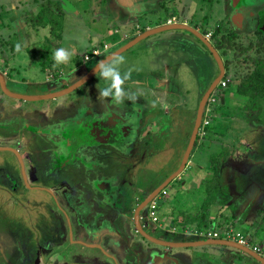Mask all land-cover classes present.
Listing matches in <instances>:
<instances>
[{
  "label": "rangeland",
  "instance_id": "1",
  "mask_svg": "<svg viewBox=\"0 0 264 264\" xmlns=\"http://www.w3.org/2000/svg\"><path fill=\"white\" fill-rule=\"evenodd\" d=\"M98 1H90L93 11L75 3L76 10L81 13L79 17L76 12L64 14L61 29L67 28L78 40V43H66L68 46H65L71 56L64 61L63 73L76 69L67 77L77 74L76 78L80 79L108 52L104 51L101 57L83 63L84 54L91 49L161 26L168 19L202 33L216 49L225 68L224 76L206 100L196 143L184 171L164 188L165 193L160 192L148 204L139 217L140 225L153 237L176 235L174 238L181 241L212 239L208 233L217 231L223 234L224 228L229 226L247 238L248 248L254 251L255 247L256 252L264 257V201L262 204L255 201L258 195L264 198V73L256 70L258 61L264 59V50L259 44L264 4L243 6L235 0H144L138 4L142 10L146 9L143 16L144 12L137 11L140 8L136 7L135 0L123 2L122 6L115 0L103 1L102 5H98ZM111 4L114 11L108 9ZM96 11L98 17L92 22ZM47 15L45 18L49 19L53 13ZM108 15L114 20L107 27H100L104 24L103 17ZM166 32L155 33L148 40L169 37L171 33H185L178 28ZM186 39L187 36L175 44L153 43L151 46L147 45L148 40H141L119 54L124 60L114 66L119 68L125 80L131 76L140 79L144 72L149 71L150 76L162 75L168 81V93L166 98H161L160 104L162 118L156 128L161 135L157 141L160 146L150 150L154 152L146 155L135 167L136 170L140 168L141 175L138 177L134 168L126 170L123 160H117V166L109 171L123 177L119 192L124 193L123 199H127L125 207L131 211L139 200L146 198L156 185L179 167L196 117L197 102L219 75V66L212 53L208 59L199 45L191 46ZM122 43L124 41L113 48ZM45 45L48 52L44 54H47L44 72H37L42 79L48 78L49 74H59V66L54 64L50 68L47 61L54 53L49 48L51 43ZM177 45L184 51L199 53L195 69L177 66L178 59L171 56L169 49ZM166 65L170 67L165 68ZM30 71L28 68L27 73ZM20 74H24L23 70ZM97 77L102 79L99 90L108 87L110 79L98 72L75 89V93L72 91L60 97V102L68 106V110L64 109L66 115L78 110L83 102L93 106ZM69 82L72 80L65 85ZM52 85L61 87L57 82ZM85 91L93 92V95H85ZM156 95L159 96L158 93ZM36 105L40 106V103ZM172 105L178 107L173 108L181 114L178 119L167 118ZM0 123V138L8 140L4 134L14 133L17 123L15 119ZM39 140L33 135L29 143L32 151L21 153L23 165L14 153L0 151V264H155L152 259L155 250L152 248L156 244L137 232L131 214L125 222L123 216L114 215L117 211L111 213L114 227L125 230L121 234L126 237L125 245L115 243L118 236L107 230L92 228L93 231H85L77 227L78 218L71 203L77 204L79 198L70 189L69 194L67 191L77 183L78 173L67 169L59 175L48 176L47 172L40 171L39 157L43 156V145ZM11 145H16L15 141ZM141 179L144 181L142 186ZM145 183L146 188H143ZM153 201L157 222L148 215ZM82 222L101 225L103 220L87 216ZM172 225L178 232L172 231ZM184 229L193 230V234L181 233ZM204 246L186 250L194 256L209 252L215 259L208 260L203 256L201 259L193 258L189 264H216L219 257L228 259L229 264H261L233 247ZM173 264L184 263L174 261Z\"/></svg>",
  "mask_w": 264,
  "mask_h": 264
},
{
  "label": "flooded vegetation",
  "instance_id": "2",
  "mask_svg": "<svg viewBox=\"0 0 264 264\" xmlns=\"http://www.w3.org/2000/svg\"><path fill=\"white\" fill-rule=\"evenodd\" d=\"M239 5L249 6L245 0H242V3H239ZM142 12H144V16L146 14V9H143ZM143 18L144 17L141 19ZM166 24L185 25L184 23L171 22V19H168ZM178 29L185 33L174 34L176 36L171 33L169 37H157V39L151 41L148 39L155 34L152 33L141 38L138 42L141 40H148V46H151L153 43L170 45L171 43L175 44V41L183 40V38L187 36L186 40L188 43H191V46H194L195 44L199 45L204 55L209 59L211 52L198 36L187 29ZM146 30H150V28ZM166 31L161 32L167 33ZM143 32L130 34V36L123 39L119 38L108 46L102 44V47H98L102 52L100 57L104 54V51L108 52L103 55L98 62L106 56L114 53ZM202 36L209 42L203 34ZM121 41H124V43L113 48ZM172 41H174V43ZM169 49L171 56L178 59V67H185L186 65L189 70L195 69V66H197L195 60L199 57V53L193 54L194 51L192 53H190V51H184L179 48V45H177L176 48L170 47ZM117 56H119V54ZM117 56H114L108 62H111ZM167 67L170 66L166 65L165 68ZM98 72L99 70L91 78L95 77ZM149 74V71L144 72L140 79L132 76L127 80L123 79V83L120 85L123 89V94L120 96L119 100H116L111 92L109 96L100 95L99 86L102 84V81H100L102 79L97 77V90L94 92V99L96 101L93 106L83 102L78 110L74 109V113L70 114L69 112L67 115L65 114V116H62V119L59 121V118L57 120L54 119L58 124L57 129L50 134H45L43 138L44 146L42 151L47 154H45V156H47L50 161L46 162V164L41 163L39 167L40 171L43 170L47 172L46 175L48 176L59 175V173L67 169H73L74 171H77L75 173H78V177L76 176L77 183H75L78 187L75 188V185H73V188L70 187L67 191L69 194L70 189L71 193L78 195L79 198L77 204L75 202L71 203V207L75 212L74 215L78 218L77 224L79 225L77 227L85 231H93L92 228L107 230L109 233L111 232L118 235V239L114 242H118L117 244L120 243L121 245L126 244V240H124L126 237L121 235L125 230L121 231L114 227L115 224H113V219L111 217L112 211H117V214H114L115 216H123L124 218L122 220L125 222L126 218L131 214L135 223V211L145 198L141 201L139 200L132 211L129 208H126L127 199L124 200V193L119 192L121 189L120 185H122L121 179H123V177H119L118 174L110 173L109 171L117 166V160H123L126 163V165H124L127 168L126 170L135 169L137 165L139 166V162H141L146 155L154 152L150 150L160 146L157 141L160 139L161 135L157 132L156 128L158 121L162 118L160 104L162 103L161 98H166V94L168 93V81L162 75L152 77ZM83 76H81L80 79ZM76 80L78 81L79 79ZM76 80L74 82H76ZM69 85L70 83L65 85V87ZM81 86H83V84ZM112 91H114V89ZM89 93L90 92L88 91L84 92L85 95ZM156 93H158L159 96H157ZM91 94L93 95V92H91L90 95ZM188 94L192 97L191 93ZM203 95L204 94L200 96L197 102V108ZM146 101H148V103ZM144 102L145 104H143ZM174 106H170V114L167 115V118L178 119L179 115H181L179 111H173L178 108H174ZM65 108L67 110L66 106ZM204 108L205 107H203V110ZM175 112L176 114H174ZM108 159H110V161H108ZM139 169L140 168L138 167L137 170H134V172L138 173V177L141 175V170ZM142 179L140 183L141 186L144 183ZM146 184L147 183L143 185V188ZM155 187H157V185ZM154 189L155 188H153L148 195ZM146 207L139 210L138 217L142 215ZM87 216L101 219L103 220V223L100 225L96 222L95 224H86L82 222V219ZM141 227L146 232V228L143 225H141Z\"/></svg>",
  "mask_w": 264,
  "mask_h": 264
},
{
  "label": "crops",
  "instance_id": "3",
  "mask_svg": "<svg viewBox=\"0 0 264 264\" xmlns=\"http://www.w3.org/2000/svg\"><path fill=\"white\" fill-rule=\"evenodd\" d=\"M90 1L93 0H0V74L3 76L9 92L23 96H42L63 89L65 87V82L67 81L72 80V82H74L78 79L76 78L77 74L70 78L67 77L69 72L72 71L73 73L76 69H70L68 72H65L67 75L64 74L63 66L65 65V62L63 61L57 63L53 55L49 56V59L47 60L48 64L50 65V68H52V65L54 64L58 65V72L63 75L60 76L58 73L56 75L49 74L48 78L45 77L42 79L37 72L41 70L43 71L44 65H46L47 54L44 55L48 52L44 47L46 46V43H51L49 48L53 51L61 47L66 48V43H78V40H75L68 29L63 28V26V29H61L60 32L61 38L56 39L52 37V25L55 23L51 20V18L54 16L55 19H58L56 25L61 27V22H64V14L67 16L69 15L68 13L76 12L75 14H77L78 17L81 15L80 11L76 10L75 3H80L82 7L85 6L87 9L89 8L93 11L94 7L91 5ZM103 1L106 0H99L98 5H102L104 3ZM131 1L133 0H115L114 2L117 5L122 6L123 2L128 3ZM143 1L144 0H135L136 7H138L139 2ZM46 2H49L55 10L53 16L49 18L48 21L44 18L46 23L43 26H32L31 19L41 11L42 5ZM109 7L111 8H108L109 10L114 11L113 4ZM138 8L140 9L137 11H142L141 7ZM97 13L98 12L96 11V13L92 15V22H94V20L98 17ZM103 20L104 24L100 27H107V25H109L114 19L108 15L103 17ZM102 29L97 30L101 32ZM97 33L98 32H96V34ZM104 44H106V46L109 45L107 43ZM17 45L20 46L19 50H17ZM97 63L98 60L93 64V66H91V68H93ZM28 68H31L29 73H27ZM22 70L24 74H20ZM23 75H26V77H22ZM54 82H57L58 85L61 84V87L57 88L55 85H52ZM72 82L69 83L71 84ZM9 83H11L10 85L12 88L9 86ZM62 96L48 99L19 98L4 92L0 85V122L15 119L17 123V128L14 130V133L11 132L10 134H4L9 138L8 140L2 141V138H0V151H10L14 153L19 162L23 165V157L21 153H28V151H32L29 149V143L31 142L33 135L38 137L40 139L39 141H41V144L43 145V138L45 134H50L57 129L58 124L57 121H55L57 120L56 117L58 116V121L62 119L64 109L66 110V103L63 104L60 102V97ZM36 103H40V106H37ZM52 103L54 104L52 105ZM66 107L68 110V106ZM1 124L2 123H0V125ZM6 134H9V136ZM5 141H15L16 145H11L12 142L11 144L2 143ZM45 154L46 153L43 152V156L41 158L39 157L40 162L44 164L50 161ZM44 157H46V159ZM25 184L29 187L27 183ZM76 187H78V185L75 184V188ZM61 191L64 190L62 189ZM255 201L262 204L264 198H262V195H258ZM240 225L243 224L241 223ZM171 227L173 228V225ZM115 236L118 235L115 234ZM174 237H176V235H169L167 238H156L169 242L197 241L188 239L181 241ZM209 245L212 247L213 244ZM209 245H205L204 247H209ZM198 247L201 246L180 247L156 244V246L152 248V250H155V257L152 259L155 264H173L174 261H183L184 264H189L193 258H200L203 256H207L206 259L208 260L209 258H211L210 260L215 259V257H212L209 252L206 253L207 255L204 252L198 254L194 249V253L198 254L197 256H194L186 250L190 248L197 249ZM215 247L219 246L215 245ZM216 261L219 264H229L227 262L228 259L221 257H219Z\"/></svg>",
  "mask_w": 264,
  "mask_h": 264
},
{
  "label": "water",
  "instance_id": "4",
  "mask_svg": "<svg viewBox=\"0 0 264 264\" xmlns=\"http://www.w3.org/2000/svg\"><path fill=\"white\" fill-rule=\"evenodd\" d=\"M245 2L247 4H249V5H254V4L255 5H263L264 4V0H245ZM174 28L187 29V30L193 32L196 36H198L205 43V45L208 47V49L210 50V52L212 53V55L214 56L215 60L218 63L219 75L215 78L213 83L205 91L204 95L201 98V101L199 102V105H198V108H197V113H196L194 127H193L192 133L190 135L187 147L185 149V152L183 154V157H182V160H181V163H180L179 167L177 168V170L175 172H173L170 176H168L159 186H157L137 207V209L135 211V224H136L137 231H138L139 234H141L147 240H149V241H151V242H153L155 244H160V245H163V246L186 247V246H201V245L213 244V245H223V246L233 247V248L241 250V251L245 252L246 254L250 255L252 258L257 260L261 264H264V257L263 256H261L260 254H258L257 252H254L253 250H251L247 246H244V245H242V244H240V243H238L236 241L225 240V239H205V240H197V241H192V242H169V241H163V240L157 239L155 237H152L151 235L146 233L142 229V227H141V225L139 223V217H138L139 210L144 208V207H146L164 188L167 187V185L172 180H174L176 177H178L184 171V169L186 167V164H187V161H188V158L190 156V153H191V151H192V149L194 147L195 141H196V136H197L200 124H201L202 111H203L204 104H205L206 100L208 99L209 95L211 94L212 90L220 82V80L222 79V77L224 76V73H225V68H224L223 62L221 61L216 49L196 29H194V28H192L190 26H187V25H182V24H166V25L159 26V27H156V28H153V29H150V30H146L141 35L137 36L132 41H130L129 43L125 44L124 46H122L121 48L116 50L114 53H112V54L106 56L104 59L100 60L81 79H79L78 81L70 84L69 86H67V87H65V88H63L61 90H58L56 92H53V93L45 94V95H42V96H23V95H19V94H13V93L8 91V89L6 87L5 80H4V78H3V76L1 74H0V85H1V87H2L4 92H6L8 94H12L14 96H17L19 98H28V99H45L46 98V99H48V98H55V97H59V96H62V95H66V94L74 91L76 88L80 87L86 81H88L99 70V66L98 65H99V63L101 61L108 62L111 58H113L114 56H117L121 52H123L126 49H128L129 47L133 46L141 38H144V37H146L149 34L156 33V32H161V31H166V30H170V29H174Z\"/></svg>",
  "mask_w": 264,
  "mask_h": 264
},
{
  "label": "clouds",
  "instance_id": "5",
  "mask_svg": "<svg viewBox=\"0 0 264 264\" xmlns=\"http://www.w3.org/2000/svg\"><path fill=\"white\" fill-rule=\"evenodd\" d=\"M46 34V33H45ZM17 50H19V45L16 46ZM54 59L56 60L57 63L66 61L70 58L71 52L66 50L65 48H57L54 50L53 53ZM124 60L123 56H117L115 60L112 62H104L101 61L99 63V72L100 75L110 79V84L108 87L102 88L100 90V95L101 96H109L110 92L113 95V97L116 100H119L120 96L123 94V89L120 87V85L123 83V79L121 77L120 71L118 67H114L118 65L121 61ZM127 77V74H125V77ZM114 89V91H112Z\"/></svg>",
  "mask_w": 264,
  "mask_h": 264
},
{
  "label": "built area",
  "instance_id": "6",
  "mask_svg": "<svg viewBox=\"0 0 264 264\" xmlns=\"http://www.w3.org/2000/svg\"><path fill=\"white\" fill-rule=\"evenodd\" d=\"M106 48V46H105ZM102 54V52L98 48L92 49L89 53H85L83 56V63L89 62L92 58H97ZM60 74V73H59ZM63 74H60V76ZM162 193H165L164 189L161 191ZM149 217L152 221L157 222L158 217H157V210H156V205L155 202L153 201L150 206H149ZM172 231L178 232L177 229L173 226ZM193 230H181V233L187 235V234H193ZM223 234H219L217 231H212L208 233L207 235L212 238V239H225V240H232L236 241L244 246L248 247L247 244V238L244 237L243 234L239 232H234L233 228L226 226L223 230ZM254 252H256V248L254 247Z\"/></svg>",
  "mask_w": 264,
  "mask_h": 264
},
{
  "label": "trees",
  "instance_id": "7",
  "mask_svg": "<svg viewBox=\"0 0 264 264\" xmlns=\"http://www.w3.org/2000/svg\"><path fill=\"white\" fill-rule=\"evenodd\" d=\"M235 1L237 4L242 3V0H235ZM48 10L51 11L50 13H54V11H55L53 9V7L50 5V3L46 2L45 4L42 5L41 11L35 17H33L31 19L32 26H43V25H45L46 21L44 20V18L46 16H48L47 14H50V13H48ZM52 20L55 23L52 25V35L54 38L60 39L61 38V35H60L61 27L56 25L57 20H55V19H52ZM47 21H48V19H47ZM261 29L262 30L260 32L259 44H260L261 49L264 50V14L262 15V18H261ZM229 48H231V47L229 46ZM257 64H259L258 65L259 67H257V69H256L257 72L258 73H261V72L264 73V59L263 58L260 59ZM218 177H220V171L219 170H218ZM210 223L214 225V221H211ZM186 226H187V224H186Z\"/></svg>",
  "mask_w": 264,
  "mask_h": 264
}]
</instances>
